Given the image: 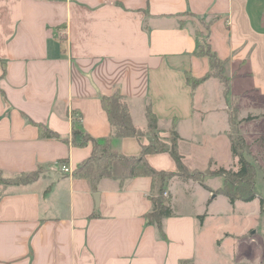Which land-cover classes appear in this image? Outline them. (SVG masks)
<instances>
[{"label": "crops", "instance_id": "1", "mask_svg": "<svg viewBox=\"0 0 264 264\" xmlns=\"http://www.w3.org/2000/svg\"><path fill=\"white\" fill-rule=\"evenodd\" d=\"M203 42L223 61L227 91L214 76L195 87L186 81L209 71L208 58L196 54ZM116 91L137 128L146 130L149 107L162 139L175 129L190 170L205 171L223 154L236 162V106L264 198V0H0V172L40 171L26 184H0V264H264L258 198L230 203L173 177V214L159 229L145 219L152 177L92 185L73 174L93 144H73L72 121L95 139L109 136L100 97ZM38 125L57 137L42 136ZM148 142L112 136L111 149L137 156ZM145 157L156 170L177 169L168 152ZM216 177L203 184L219 188L209 183ZM231 211L243 221L238 228ZM214 220L223 221V239L208 235Z\"/></svg>", "mask_w": 264, "mask_h": 264}, {"label": "trees", "instance_id": "2", "mask_svg": "<svg viewBox=\"0 0 264 264\" xmlns=\"http://www.w3.org/2000/svg\"><path fill=\"white\" fill-rule=\"evenodd\" d=\"M198 33H200V31H198ZM196 54L208 58L209 71L200 78H195L187 74L186 81L188 84L195 87L205 79L214 76L223 82L225 91H227L228 79L223 74V61L211 50L209 43L203 42L199 44ZM100 102L112 126V132L107 137L95 139L84 130L80 120L74 119L72 121L73 144L76 146H83L88 142L93 144L90 156L76 166L73 174L89 179L92 185H95L102 177L120 180L141 175L152 177L156 183V187L150 194L152 207L145 216L147 223L156 224L157 227L161 229L162 219L173 214L169 199L165 194L167 184L173 177L196 180L207 190L212 192V194H222L226 196L231 203L237 200L250 201L254 198H258L261 208L264 209V198L255 187L254 165L246 157V155L249 154V145L237 128L238 120L236 119V106L233 107L230 113L231 131L229 134L231 153L232 156L236 158V169H226L223 167L212 169L208 167L205 171H199L196 169L190 170L183 162L182 155L179 153L177 147L179 136L175 129L170 130L167 139L159 137L160 130L157 126V118L149 107H147L145 111L147 120L146 130H141L133 124L128 106L124 97L119 92L116 91L108 96L102 95L100 97ZM249 118L252 117L246 119ZM38 127L42 136L57 137L54 131L42 125H38ZM143 135L148 136L149 142L146 145H142L141 152L137 156H126L116 153L111 149L112 136L118 138L127 136L139 138ZM161 152H168L171 155L176 163V170H156L148 163L145 157L146 154ZM39 173V169L23 172L14 176H6L0 172V184H26L35 181L39 177ZM209 175L221 176L223 179L222 185L217 189H211L209 186L203 184L204 177ZM180 264L190 263L188 261H182Z\"/></svg>", "mask_w": 264, "mask_h": 264}, {"label": "rangeland", "instance_id": "3", "mask_svg": "<svg viewBox=\"0 0 264 264\" xmlns=\"http://www.w3.org/2000/svg\"><path fill=\"white\" fill-rule=\"evenodd\" d=\"M160 137V135H159ZM250 152V151H249ZM220 159H218V163L214 166H212L211 168H221V167H218V166H226V168L228 167L229 169H235L237 167L236 165V162L235 160H233V162H227L228 159L227 157L223 154V155H220ZM246 157L249 159L250 157L248 156V154L246 155ZM255 167V166H254ZM191 169V167H189ZM221 182H222V177L221 176H217L215 178V180H210V184L212 186H216V185H221ZM259 186V185H258ZM231 203V202H230ZM235 211V210H234ZM237 212H232L231 211V216L229 218V221H231V223L233 224V226L235 228H238L240 226V222H243L242 219L239 218L238 214H236ZM233 215V216H232ZM240 219V220H239ZM219 221H222V220H214L213 221V225L211 226V228L209 229L208 231V235H213L214 237H217L219 238L218 240H220L221 238L223 239L224 238V235H225V232L224 233H220V230L218 229L219 228ZM223 222V221H222ZM225 222H227V219H225ZM217 242V240H216ZM219 242V241H218Z\"/></svg>", "mask_w": 264, "mask_h": 264}, {"label": "built area", "instance_id": "4", "mask_svg": "<svg viewBox=\"0 0 264 264\" xmlns=\"http://www.w3.org/2000/svg\"><path fill=\"white\" fill-rule=\"evenodd\" d=\"M62 171L67 172V173H70V169H69L68 166H63L62 167ZM165 194H166V192H165Z\"/></svg>", "mask_w": 264, "mask_h": 264}]
</instances>
